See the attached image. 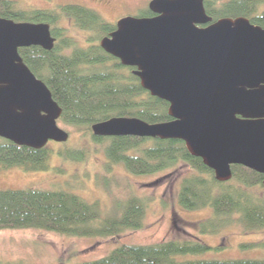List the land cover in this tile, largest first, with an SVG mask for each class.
Here are the masks:
<instances>
[{
	"label": "trees",
	"instance_id": "16d2710c",
	"mask_svg": "<svg viewBox=\"0 0 264 264\" xmlns=\"http://www.w3.org/2000/svg\"><path fill=\"white\" fill-rule=\"evenodd\" d=\"M211 2L214 0L204 3L211 22L243 16L264 28V8H260L264 0H226L210 6ZM151 14L147 9L138 16ZM0 17L50 24L56 38L52 49L31 45L20 47L18 52L61 107L57 122L71 126L92 141L105 142L104 153L110 165H121L134 175L186 167V173L180 177L177 203L186 210H211V215L198 223L203 233H217L233 221L247 229L264 226L262 173L233 164L231 177L219 181L201 158L187 151L182 140L92 134L93 123L113 116L137 117L148 123L171 120L168 103L142 88L139 78L132 73L133 67L122 65L100 47L99 40L115 29V23L104 20L94 9L74 3L60 4L55 9H23L12 0H0ZM65 21L85 33L83 42L62 26ZM48 143L35 149L0 137V170L12 166L24 171L52 169L50 159L54 153ZM56 154L68 156L66 150ZM255 188L260 192H255ZM146 203L144 198L130 195L107 209L98 200L89 201L62 186L5 188L0 189V229L34 228L75 237H113L142 227ZM210 249L189 233L187 238L148 244L119 243L101 257L76 264H264V258L176 257Z\"/></svg>",
	"mask_w": 264,
	"mask_h": 264
},
{
	"label": "water",
	"instance_id": "95a60500",
	"mask_svg": "<svg viewBox=\"0 0 264 264\" xmlns=\"http://www.w3.org/2000/svg\"><path fill=\"white\" fill-rule=\"evenodd\" d=\"M203 1L150 0L155 15L123 16L99 40L168 103L171 120L113 116L93 123L92 134L182 140L219 181L233 164L264 175V28L243 16L211 22ZM55 39L48 22L0 17L1 138L35 149L68 139L57 124L61 107L18 52L50 50Z\"/></svg>",
	"mask_w": 264,
	"mask_h": 264
},
{
	"label": "rangeland",
	"instance_id": "374dc122",
	"mask_svg": "<svg viewBox=\"0 0 264 264\" xmlns=\"http://www.w3.org/2000/svg\"><path fill=\"white\" fill-rule=\"evenodd\" d=\"M12 1L23 9H55L60 4H80L94 9L104 20L115 23L123 16H138L149 0ZM222 1L226 0H214L219 4ZM260 8L264 5L261 4ZM62 26L68 27L69 34L83 42L85 33L82 30L66 21ZM57 124L69 136L65 142L49 141L54 153L50 159L52 169L24 171L18 166L1 169L0 189L62 186L89 201L98 200L107 209L113 208L116 200L139 196L147 202L143 225L104 238L67 236L34 228L0 229V264H76L101 257L119 243L148 244L169 238H187L189 233L212 249L200 254L178 255L177 259L264 258V226L247 229L240 222L233 221L214 234L200 231L198 223L209 217L211 210H186L177 203L180 177L186 173V167L152 175H134L121 165L109 164L104 153L105 142L92 141L71 126ZM64 150L68 156L56 154ZM78 152L83 155L77 156ZM254 191L260 192L257 188Z\"/></svg>",
	"mask_w": 264,
	"mask_h": 264
},
{
	"label": "flooded vegetation",
	"instance_id": "af4514ba",
	"mask_svg": "<svg viewBox=\"0 0 264 264\" xmlns=\"http://www.w3.org/2000/svg\"><path fill=\"white\" fill-rule=\"evenodd\" d=\"M149 1H150V0H149ZM149 1H148V3H149ZM205 1H207V0H204V1H203V7H204V3H205ZM222 2H225V1H222ZM213 3H214V2H211V4L209 3L210 6H214ZM220 3H221V2H220ZM147 9L149 10V8H148V4H147V7H146L144 10H147ZM204 10H205V9H204ZM149 11L152 13V14L149 15V16H153V15H155V13H153L151 10H149ZM120 18H121V17H120ZM118 19H119V18H118ZM118 19H117V20H118ZM117 20H116V21H117ZM115 23H116V22H115Z\"/></svg>",
	"mask_w": 264,
	"mask_h": 264
}]
</instances>
